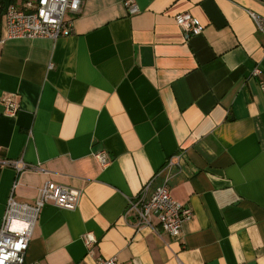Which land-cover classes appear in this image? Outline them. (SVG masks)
Listing matches in <instances>:
<instances>
[{
    "label": "crops",
    "instance_id": "1",
    "mask_svg": "<svg viewBox=\"0 0 264 264\" xmlns=\"http://www.w3.org/2000/svg\"><path fill=\"white\" fill-rule=\"evenodd\" d=\"M27 1L0 0L1 38L6 10ZM82 1L73 35L0 46V159L27 168L0 170V227L11 196L33 204L52 182L80 203L43 208L27 264H264V38L249 16L264 0H136L133 16L124 0ZM181 13L202 34L186 41ZM148 183L193 210L179 238L125 222Z\"/></svg>",
    "mask_w": 264,
    "mask_h": 264
},
{
    "label": "built area",
    "instance_id": "2",
    "mask_svg": "<svg viewBox=\"0 0 264 264\" xmlns=\"http://www.w3.org/2000/svg\"><path fill=\"white\" fill-rule=\"evenodd\" d=\"M124 5L131 16L140 11L136 0H124ZM82 7V0H32L22 6L12 5L4 15L7 34L5 39L0 37V46L7 40L48 39L56 42L62 37L73 35L75 17L81 12ZM249 16L257 32L264 38V17L251 12ZM175 20L186 41L202 34V25L191 14H178ZM261 75L258 68L252 72V77ZM261 89L264 90L263 82ZM3 107L7 116L15 117L20 110L17 94L7 96L3 100ZM93 157L102 169L113 162L107 151L97 152ZM5 167L15 169L17 173L27 169L21 160L0 159V170ZM80 198L81 193L78 190L52 182H45L38 190L33 204L17 202L14 196H11L0 227V264H27L26 254L43 208L52 204L62 210L75 211ZM123 217L126 223L133 225L137 230L146 228L154 233L163 232L172 238H179L183 227L194 219V212L188 205L175 200L168 186L153 188L152 184L148 183L137 196L127 199ZM82 240L87 248V255L94 257L98 243L96 236L87 232L82 236ZM95 264L120 263L116 257L107 260L97 256Z\"/></svg>",
    "mask_w": 264,
    "mask_h": 264
},
{
    "label": "trees",
    "instance_id": "3",
    "mask_svg": "<svg viewBox=\"0 0 264 264\" xmlns=\"http://www.w3.org/2000/svg\"><path fill=\"white\" fill-rule=\"evenodd\" d=\"M12 0H9V2H11ZM10 5H12V4H10Z\"/></svg>",
    "mask_w": 264,
    "mask_h": 264
}]
</instances>
